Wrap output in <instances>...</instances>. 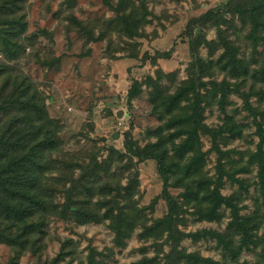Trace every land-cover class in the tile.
I'll list each match as a JSON object with an SVG mask.
<instances>
[{"label": "trees", "instance_id": "obj_1", "mask_svg": "<svg viewBox=\"0 0 264 264\" xmlns=\"http://www.w3.org/2000/svg\"><path fill=\"white\" fill-rule=\"evenodd\" d=\"M24 1L0 0V52L9 60L18 58L24 47L21 41L27 31V21L22 12ZM105 2L111 5L110 0ZM112 5L116 17L105 19V23L97 20L91 28L85 29L83 21L72 18L80 30L83 26L85 31H79L82 38L98 41L113 31L128 37L141 36L145 25L152 21L147 0H118ZM203 24L217 28L216 38H207L202 31ZM185 32L191 38L187 78L180 80L178 70L170 73L159 71L156 77L148 76L144 82L133 79L128 91L131 100L141 94L144 84L150 88L148 100L161 121L149 133L156 140L141 147L127 139L124 144L126 153L112 149L111 155L117 154V158L111 156L110 161L98 162L93 157L91 165L83 167L80 176L86 182L91 179L98 182L102 181V171L105 174L103 182L93 188L82 181L80 188L83 191L76 186L77 179L74 181L73 177L61 174L63 161L57 154L64 145L60 136L64 124L50 114L48 97L40 83L0 59V244H10L18 254L32 252L40 256L46 247L44 239L48 220L57 215L75 219L79 224L108 220L118 246L123 245L124 239L138 224H143L145 236L165 229L175 245L185 236L195 239L215 237L228 257L236 262L243 250L257 243V230L262 222L261 207L264 206V0H227L198 18H192ZM243 37L247 41H243ZM241 40L243 42L238 44ZM243 43L250 52L242 50ZM202 45L206 48L205 55L200 53ZM259 46L263 49L259 50ZM172 52L173 49L157 51L148 58L155 62L157 58L169 57ZM221 74L223 78L218 80ZM164 78H169L171 85L163 81ZM232 93L243 98L244 110L253 117L259 136L256 150L249 157V163L257 166L258 206L254 213L245 215L241 214V208L231 197L221 193L225 171L222 170L216 181L204 172L206 151L200 135L201 130L208 132L221 155L225 151L218 146V138H243L246 124L237 119L240 108L228 109V105L233 104L230 101ZM253 95L258 97L259 107L253 104ZM213 105L218 106L224 117L220 125L207 127L203 123L204 113ZM135 158L137 161H156L163 179L162 195L167 201L168 212L152 225L146 224L142 210L134 200L139 185L136 174L134 178L127 176L125 185L121 178L111 179L107 174L116 160L125 171L133 169L137 163ZM247 169L249 167L244 165L238 171ZM125 171H121L122 176ZM230 176L233 177L234 173ZM173 181L184 188L182 196L185 201L194 202L198 207L201 220H220L223 217L222 206L230 208L232 219L228 229L222 233L208 230L185 233L180 230L177 227L180 206L168 189ZM238 181L240 187L248 189L243 181ZM68 182L70 186L66 187ZM94 190H100L101 194L97 203L88 205L85 199H80L84 193L93 196ZM61 191L63 200L58 195ZM235 233L240 236L238 242L233 237ZM71 242L72 239L62 242V254H73L72 250L67 251ZM90 249L93 251L92 246ZM92 254L88 256L89 264L96 261ZM173 254V264L183 260L190 264L213 262L196 253L174 249ZM60 258L58 255L49 262L56 264ZM149 261L144 258L138 264Z\"/></svg>", "mask_w": 264, "mask_h": 264}, {"label": "rangeland", "instance_id": "obj_2", "mask_svg": "<svg viewBox=\"0 0 264 264\" xmlns=\"http://www.w3.org/2000/svg\"><path fill=\"white\" fill-rule=\"evenodd\" d=\"M117 1L110 0V5L105 0H25L22 12L27 21V31L21 37L23 50L18 58L12 60L0 52L2 61L17 67L40 83V88L48 97L50 114L64 124L60 134L64 145L57 154L63 161L61 174L63 177H73L74 181L77 179L76 186L81 191L82 181L93 188L103 182L105 174L102 171V181L98 182L94 179L86 182L80 176L83 167L91 165L94 158L98 162L110 161L111 156L117 158V154L111 155L112 149L126 153L124 144L127 139L141 147L156 140L149 133L161 121L149 103L150 88L144 84L141 94L129 100L128 91L132 80L144 82L148 76L156 77L159 71L170 73L176 70L179 71L180 80L186 79V67L191 61V38L185 32L188 23L227 0H147L152 21L145 25L141 36L128 37L113 31L107 38L98 41L82 38L79 31H85L83 26L85 29L88 26L91 28L97 20L104 22L105 19L116 17L112 4ZM73 17L84 22L81 30L72 22ZM202 31L208 39L216 38L215 26L203 24ZM242 40L247 41L245 37ZM241 48L250 52L244 43ZM170 49L173 52L167 58L160 57L155 62L148 58V55L153 57L157 51L166 52ZM262 49L259 46V50ZM200 53L206 54L203 45ZM222 78V74L218 76V80ZM163 81L171 85L169 78ZM251 100L255 106H260L256 95ZM230 101L233 104H229L228 109L238 107L241 110L237 119L246 124L244 136L218 138V146L225 151L221 155L214 147L212 136L201 130L203 149L206 151L204 172L216 181L224 170L221 193L234 200L241 208V214H252L258 206L257 166L249 163V157L256 150L259 136L253 117L244 110L243 98L238 93H232ZM119 110H123L121 117L117 115ZM204 114L203 123L207 127L220 125L224 117L217 105L207 107ZM116 132L120 135L114 137ZM224 135L228 137L227 133ZM134 160L137 162L135 167L126 171L116 160L107 174L111 179L121 178L124 185L127 176L134 178L136 174L139 185L134 200L142 210L146 224L152 225L168 212L167 201L162 195L163 179L156 161ZM244 165L249 169L238 171ZM121 171H125L124 176ZM238 180L243 181L248 189L240 187ZM172 183L168 189L180 206L177 216L180 230L185 233L200 230L222 233L228 229L232 219L230 208L222 206L223 217L220 220H201L195 203L185 201L182 196L184 188L174 181ZM93 192V196L84 193L80 199H85L88 205L97 203L100 190ZM58 195L63 200L62 191ZM261 208L262 222L257 230V243L243 250L238 262L230 259L222 245L212 236L199 239L185 236L175 245L165 229L145 236L143 224H138L130 236L124 239L123 245L118 246L108 220L79 224L75 219L57 215L48 220L44 239L46 247L40 256L32 252L18 254V250L10 244L1 243L0 264H51L49 261L58 255L61 258L56 264H89L88 256L91 253H94L95 264H138L144 258L150 260L147 264H173L174 249L196 253L213 261L198 264H264V206ZM227 232L234 233L230 230ZM233 237L238 242L239 234L235 233ZM69 239L72 242L67 245V251L72 250L73 254H62V242ZM178 264L190 263L183 260Z\"/></svg>", "mask_w": 264, "mask_h": 264}, {"label": "water", "instance_id": "obj_3", "mask_svg": "<svg viewBox=\"0 0 264 264\" xmlns=\"http://www.w3.org/2000/svg\"><path fill=\"white\" fill-rule=\"evenodd\" d=\"M117 115H118L119 117H121V116L123 115V110H119L118 113H117ZM118 135H120V134H119L118 132H116L115 135H114V137H116V136H118Z\"/></svg>", "mask_w": 264, "mask_h": 264}]
</instances>
